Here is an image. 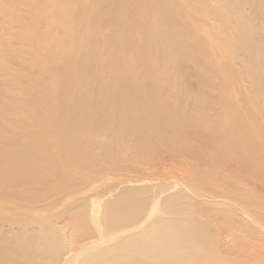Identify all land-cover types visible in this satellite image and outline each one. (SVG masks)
I'll return each instance as SVG.
<instances>
[{
	"label": "bare ground",
	"instance_id": "obj_1",
	"mask_svg": "<svg viewBox=\"0 0 264 264\" xmlns=\"http://www.w3.org/2000/svg\"><path fill=\"white\" fill-rule=\"evenodd\" d=\"M51 29L0 36V264H237L205 233L264 230V0H0L22 53Z\"/></svg>",
	"mask_w": 264,
	"mask_h": 264
},
{
	"label": "rangeland",
	"instance_id": "obj_2",
	"mask_svg": "<svg viewBox=\"0 0 264 264\" xmlns=\"http://www.w3.org/2000/svg\"><path fill=\"white\" fill-rule=\"evenodd\" d=\"M3 19V18H2ZM1 19V21H2ZM210 22L216 27L218 26V24L220 25L222 22L219 18H215V19H211ZM42 30H46V28H43ZM38 33H41L40 30L36 31L33 33V35H38ZM54 35H57V31L54 29H51L50 35L47 38L48 40H45L47 42H43L42 44H33L32 47L29 49V52L26 53H22L19 49V44L21 43V41L19 42V44H17V42L19 40H21L20 37L17 38H13L11 35H5V33H0V36L2 38V50L3 51H7L8 53L11 54H15V55H23L24 57L30 58V57H40V52L42 49L41 46L43 45H47V47L50 46V38L55 37ZM37 38V37H35ZM54 48H57V46H55ZM58 49H61L58 46ZM1 66L4 69H8V71L10 73H16L17 71L20 70V68L17 65H13L9 62H6L4 60L1 61ZM18 67V68H17ZM45 65H41L40 69H45ZM43 77L46 78L48 81L50 82H54L57 79H60L57 76H52L50 74H47L46 72L43 73ZM1 78V77H0ZM21 80L19 79H14V80H10L8 81V88L9 89H16V86H18L19 82ZM183 88H186V94L187 95H183V91H181V95L182 97H191L192 94H199V91L201 90V86L197 83L194 84H186L185 86L183 85ZM201 92V91H200ZM190 93V94H189ZM213 170H216L218 172H223L222 168L219 167H215V166H210ZM217 177H219L218 175H216ZM243 182V181H242ZM252 187V186H251ZM253 188V187H252ZM264 194V192H263ZM97 199V198H95ZM89 208V207H88ZM88 211V209H87ZM93 211V208H90V212ZM195 215V219H198L197 217V213L194 214ZM69 217V221H70ZM65 224V223H64ZM212 227V229L210 230H206V236H211L213 237V243L212 247L215 245L216 247L213 248V254L212 255H217V256H224L225 253H227L228 255H230V258L233 260H237L238 263L237 264H245V261H252V259H257V261L259 263L264 264V230H262V228L257 225H255V229L259 230V231H255V230H248L242 226L241 224L238 225L236 222H232V221H225L222 218H218V219H214L211 220L209 223ZM63 225V223L59 224V226ZM238 228L239 232L235 231ZM231 229V231H230ZM230 231V232H229ZM255 233V234H254ZM208 234V235H207ZM70 235V233L68 234ZM222 244V246H221ZM68 245H70L68 243ZM67 245V246H68ZM244 247L246 253H241V252H231L228 251L229 249L231 250L232 248H235V246H242ZM263 245V246H262ZM249 246V248H248ZM202 253H210L208 250H204L202 251ZM230 253V254H229ZM256 254V255H255ZM252 259H251V256ZM255 257V258H254Z\"/></svg>",
	"mask_w": 264,
	"mask_h": 264
}]
</instances>
